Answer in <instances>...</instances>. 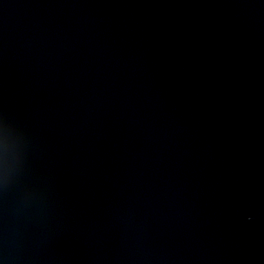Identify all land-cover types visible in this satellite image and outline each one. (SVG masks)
<instances>
[{"label": "water", "instance_id": "water-1", "mask_svg": "<svg viewBox=\"0 0 264 264\" xmlns=\"http://www.w3.org/2000/svg\"><path fill=\"white\" fill-rule=\"evenodd\" d=\"M0 264H264V144L123 0H0Z\"/></svg>", "mask_w": 264, "mask_h": 264}]
</instances>
